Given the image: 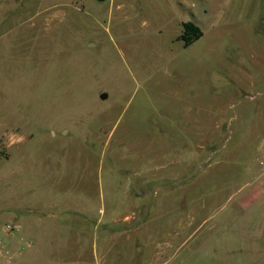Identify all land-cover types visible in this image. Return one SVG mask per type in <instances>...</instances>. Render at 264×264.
Masks as SVG:
<instances>
[{
	"label": "rangeland",
	"instance_id": "rangeland-1",
	"mask_svg": "<svg viewBox=\"0 0 264 264\" xmlns=\"http://www.w3.org/2000/svg\"><path fill=\"white\" fill-rule=\"evenodd\" d=\"M39 219L82 248L14 264H264V0H0V226Z\"/></svg>",
	"mask_w": 264,
	"mask_h": 264
},
{
	"label": "crops",
	"instance_id": "crops-1",
	"mask_svg": "<svg viewBox=\"0 0 264 264\" xmlns=\"http://www.w3.org/2000/svg\"><path fill=\"white\" fill-rule=\"evenodd\" d=\"M20 225V234L23 235L24 237H28L32 240V243L30 245H27L23 250H18V245L19 243L17 241H15L16 239L13 238L10 242V246L12 247L13 253H14V257H13V261L12 264H14V262H16L17 260H20L23 258V256L25 254H29L32 256V260H36V254L40 249H43V245L45 243V239L44 238H49L50 239V246L51 245H55L56 248L58 249L60 247V244H62V242H60V239H64V238H71L74 239L72 241V243H70V245L72 246H79L82 248V243L80 242L81 237H83L84 235V231L80 230V229H76V230H61V231H53L51 229H41V227L43 226V221L41 219L36 221L35 226H37L36 230H32L30 233H25L24 228H28L31 227L28 225H25L24 222H19L18 223ZM59 239V240H56ZM64 243V242H63ZM66 245V243H65ZM71 246V247H72ZM76 246V247H77ZM73 259L70 258H62L60 261L58 262V258L55 260H49L46 262V264H87L84 263L83 259V255L81 257H72ZM53 259V258H51Z\"/></svg>",
	"mask_w": 264,
	"mask_h": 264
},
{
	"label": "built area",
	"instance_id": "built-area-1",
	"mask_svg": "<svg viewBox=\"0 0 264 264\" xmlns=\"http://www.w3.org/2000/svg\"><path fill=\"white\" fill-rule=\"evenodd\" d=\"M262 163V162H261ZM19 225L10 221H4L0 226V264H10L14 257L10 242L15 238L19 245L18 250H23L32 243L28 237L20 234Z\"/></svg>",
	"mask_w": 264,
	"mask_h": 264
},
{
	"label": "trees",
	"instance_id": "trees-1",
	"mask_svg": "<svg viewBox=\"0 0 264 264\" xmlns=\"http://www.w3.org/2000/svg\"><path fill=\"white\" fill-rule=\"evenodd\" d=\"M202 33L201 28L192 20L182 22V30L178 35L187 44L192 39L199 37Z\"/></svg>",
	"mask_w": 264,
	"mask_h": 264
}]
</instances>
